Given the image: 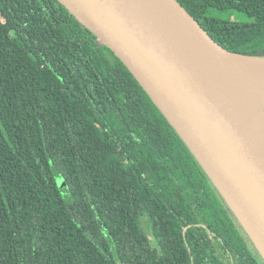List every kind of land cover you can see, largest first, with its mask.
<instances>
[{"label":"trees","instance_id":"16d2710c","mask_svg":"<svg viewBox=\"0 0 264 264\" xmlns=\"http://www.w3.org/2000/svg\"><path fill=\"white\" fill-rule=\"evenodd\" d=\"M176 1L264 57V0ZM260 262L122 62L57 0H0V264Z\"/></svg>","mask_w":264,"mask_h":264},{"label":"water","instance_id":"95a60500","mask_svg":"<svg viewBox=\"0 0 264 264\" xmlns=\"http://www.w3.org/2000/svg\"><path fill=\"white\" fill-rule=\"evenodd\" d=\"M117 57L264 260V132L215 82L264 92V57L225 50L176 0H57Z\"/></svg>","mask_w":264,"mask_h":264},{"label":"bare ground","instance_id":"6f19581e","mask_svg":"<svg viewBox=\"0 0 264 264\" xmlns=\"http://www.w3.org/2000/svg\"><path fill=\"white\" fill-rule=\"evenodd\" d=\"M257 62L264 65V60ZM215 82L237 108L247 113L248 121L264 132V92L237 86L219 74H215Z\"/></svg>","mask_w":264,"mask_h":264},{"label":"rangeland","instance_id":"374dc122","mask_svg":"<svg viewBox=\"0 0 264 264\" xmlns=\"http://www.w3.org/2000/svg\"><path fill=\"white\" fill-rule=\"evenodd\" d=\"M237 18L240 19V20H243V21L246 20V17L244 15H242V14L237 15ZM263 111H264V106H263ZM64 184H65L64 183V180L61 177L59 179H57V187L61 190L62 194L64 192V190H62L64 188ZM65 192H66V190H65ZM142 225H143L144 230H146L147 232H149L148 224L145 221L142 222ZM249 242L251 243L250 240H249ZM253 248H254V253L259 257V259L262 262V263L261 262L260 263L261 264H264V260H263L262 256H260V254L256 250L255 246H253Z\"/></svg>","mask_w":264,"mask_h":264}]
</instances>
